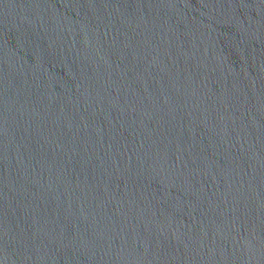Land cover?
I'll return each mask as SVG.
<instances>
[{"label":"water","instance_id":"water-1","mask_svg":"<svg viewBox=\"0 0 264 264\" xmlns=\"http://www.w3.org/2000/svg\"><path fill=\"white\" fill-rule=\"evenodd\" d=\"M0 264H264V0H0Z\"/></svg>","mask_w":264,"mask_h":264}]
</instances>
